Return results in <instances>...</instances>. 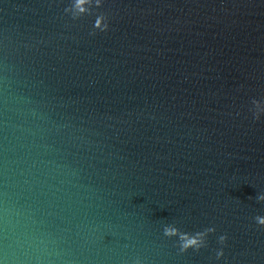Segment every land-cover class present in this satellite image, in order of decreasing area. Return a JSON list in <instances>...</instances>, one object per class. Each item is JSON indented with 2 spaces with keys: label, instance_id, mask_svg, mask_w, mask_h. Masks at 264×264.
Returning <instances> with one entry per match:
<instances>
[{
  "label": "water",
  "instance_id": "water-1",
  "mask_svg": "<svg viewBox=\"0 0 264 264\" xmlns=\"http://www.w3.org/2000/svg\"><path fill=\"white\" fill-rule=\"evenodd\" d=\"M261 191L264 0H0V264H264Z\"/></svg>",
  "mask_w": 264,
  "mask_h": 264
},
{
  "label": "clouds",
  "instance_id": "clouds-1",
  "mask_svg": "<svg viewBox=\"0 0 264 264\" xmlns=\"http://www.w3.org/2000/svg\"><path fill=\"white\" fill-rule=\"evenodd\" d=\"M256 201H264V191L261 192H257L256 196H255ZM258 222L264 223V218H256ZM221 240L224 239L223 236L220 237ZM217 255H219V253H217Z\"/></svg>",
  "mask_w": 264,
  "mask_h": 264
}]
</instances>
